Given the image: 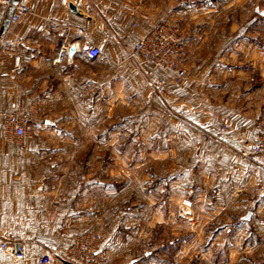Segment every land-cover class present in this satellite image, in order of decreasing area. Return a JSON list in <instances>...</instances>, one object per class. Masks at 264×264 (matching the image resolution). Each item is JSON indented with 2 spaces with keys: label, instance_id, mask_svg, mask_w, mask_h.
Instances as JSON below:
<instances>
[{
  "label": "crops",
  "instance_id": "1",
  "mask_svg": "<svg viewBox=\"0 0 264 264\" xmlns=\"http://www.w3.org/2000/svg\"><path fill=\"white\" fill-rule=\"evenodd\" d=\"M31 3L34 15L4 32L0 8V111L36 106L44 121L17 146L4 141L0 118V242L19 239L16 250L29 258L19 264H38L31 258L95 230L109 264H264V158L239 155L256 140L264 103V33L255 31L264 8L250 0H68L77 15L62 0ZM142 13L166 16L184 38L187 76L169 87L172 110L135 87L150 67L128 60L124 44L148 32ZM90 43L102 58L87 56ZM64 46L75 53L58 63ZM14 55L33 60L14 72ZM224 119L231 125L220 134ZM143 136L150 161L110 162L116 141L125 151L128 137L142 152ZM0 260L15 264L1 248Z\"/></svg>",
  "mask_w": 264,
  "mask_h": 264
},
{
  "label": "built area",
  "instance_id": "2",
  "mask_svg": "<svg viewBox=\"0 0 264 264\" xmlns=\"http://www.w3.org/2000/svg\"><path fill=\"white\" fill-rule=\"evenodd\" d=\"M0 0V8L5 13L11 7L14 11L11 16V23L17 25L22 23L26 18L33 16L31 0ZM63 6L68 7V0H62ZM140 20L145 23L148 32L141 37L134 46L128 43L124 44V50L127 53V59L135 61L142 65H149L150 70L146 73L143 81L137 82L135 87L140 93L149 92L151 98H159L166 107L171 110V91L170 85H179L187 76L185 68L186 49L184 38L178 27L170 23L166 18H155L148 13H142ZM138 22L133 23L137 28ZM44 23L40 24L37 31H42ZM79 34H83L79 30ZM105 36L113 40L114 35L105 32ZM2 45H4L2 43ZM68 47L64 46L56 58V62L61 63L68 56ZM87 56L91 59H99L104 56L101 47L95 43H90L86 48ZM14 72H20L31 64L33 58L30 55H14ZM162 71L164 76L155 77V72ZM178 115L183 117V112ZM2 120L3 139L6 143L24 146L34 136L37 126L43 125L44 121L40 116V111L36 106H31L27 112H21L16 104H11L9 110L0 111ZM230 120L224 119L219 129L220 134L229 131ZM253 130L256 131V140L247 144L242 150L241 156L246 160L253 161L258 157L264 158V103L261 107L259 117L253 122ZM218 138L220 136H217ZM246 133L240 134V139H244ZM204 141H210L209 135H203ZM264 171V163L262 164ZM183 204L187 207L192 206V202L184 200ZM101 236L97 232H87L81 235H73L69 242H60L52 247L47 253L31 258L38 264H55L59 259L70 264H109V254L101 246ZM19 239L13 238L0 242V248L8 251L12 255V262L19 264L29 258L21 250H16ZM3 262L0 260V264Z\"/></svg>",
  "mask_w": 264,
  "mask_h": 264
},
{
  "label": "rangeland",
  "instance_id": "3",
  "mask_svg": "<svg viewBox=\"0 0 264 264\" xmlns=\"http://www.w3.org/2000/svg\"><path fill=\"white\" fill-rule=\"evenodd\" d=\"M161 2V1H160ZM250 3H259L258 5H259V7L260 8H264V0H250ZM249 14V13H248ZM159 18H166L167 19V17L166 16H164V17H159ZM167 20H169V19H167ZM255 31L257 32V33H260V32H263L264 33V24L263 25H261L260 24V26H258V27H255ZM178 85V84H177ZM263 105V104H262ZM161 108H163L165 111H166V109H165V107H161ZM168 108V107H167ZM164 110H163V114L165 113L164 112ZM170 110H171V108H170ZM159 117H161V116H159ZM256 120V119H255ZM154 122V121H153ZM161 121L159 120L158 121V125H160L159 123H160ZM164 123V122H163ZM153 126V125H152ZM162 126V125H161ZM148 132H149V130H148ZM164 137V136H163ZM148 138L150 139V136H143L142 138H141V140H140V143H142L143 145H147V146H145L146 148H144V150L141 152H139V151H137V150H139V149H137V148H135V143L134 142H127L128 141V137H124V140H123V144L124 143H126V144H129V143H131V144H129L128 146H127V148H126V150L125 151H123V146H121V141H116L114 144H113V147H112V149H111V151H110V153L108 154L109 156H110V162H112V163H115L116 164V162H118V161H123V162H125V165H128L129 163H130V161H137V160H139V161H144V160H146V161H150L151 159H152V156H151V154H153L152 152H151V148H149L150 147V143H151V141L150 140H148ZM166 137H164V139H165ZM220 138V137H219ZM132 141V140H131ZM161 142H164L165 143V140H163V141H161ZM160 142V143H161ZM172 143V142H171ZM173 143H177V141H176V137L174 138V140H173ZM137 149V150H136ZM172 149H170V151H171ZM241 152V151H240ZM239 152V155H240V157H242L241 156V153ZM103 155H106L105 154V152H104V154ZM243 158V157H242ZM245 159V158H244ZM128 170H130V169H128ZM114 172H117V169H116V167H115V171ZM111 211H112V209H110ZM89 232H92V231H89ZM93 232H97V233H99V231H97V230H95V231H93ZM87 233V232H86ZM81 234H84V233H81ZM81 234H76V235H81ZM100 234V233H99Z\"/></svg>",
  "mask_w": 264,
  "mask_h": 264
},
{
  "label": "water",
  "instance_id": "4",
  "mask_svg": "<svg viewBox=\"0 0 264 264\" xmlns=\"http://www.w3.org/2000/svg\"><path fill=\"white\" fill-rule=\"evenodd\" d=\"M18 2V0H15L14 1V5H16ZM69 8L70 10L77 14V15H83L82 11L80 10L79 7H77L76 5L70 3L69 4ZM14 11V7H11L8 12H7V16H6V19H5V23L3 25V29H2V32H4L6 30V28L10 25V22H11V16H12V13ZM75 53V49L74 48H70L69 49V56L72 57L73 54ZM17 250H19V248H17Z\"/></svg>",
  "mask_w": 264,
  "mask_h": 264
}]
</instances>
